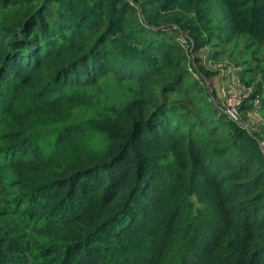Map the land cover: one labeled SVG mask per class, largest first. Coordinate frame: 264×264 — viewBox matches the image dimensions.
<instances>
[{
  "label": "trees",
  "instance_id": "trees-1",
  "mask_svg": "<svg viewBox=\"0 0 264 264\" xmlns=\"http://www.w3.org/2000/svg\"><path fill=\"white\" fill-rule=\"evenodd\" d=\"M241 35L264 0H0V264H264V131L196 56Z\"/></svg>",
  "mask_w": 264,
  "mask_h": 264
},
{
  "label": "rangeland",
  "instance_id": "rangeland-1",
  "mask_svg": "<svg viewBox=\"0 0 264 264\" xmlns=\"http://www.w3.org/2000/svg\"><path fill=\"white\" fill-rule=\"evenodd\" d=\"M164 21L168 22L169 19H164ZM161 24L159 26L168 28L167 31L176 37L184 50L188 51L189 46L185 36L176 34L177 32L172 30L173 26L165 27L170 25L169 23ZM240 40L231 47H215L214 52L203 48L196 56L201 58V62L207 70L213 72L210 79L204 78V80L207 94L215 106L229 117L237 119L245 128L264 131V108L258 96L253 99L251 109L245 112L241 110L242 103L254 91L257 81L256 79L251 80L250 72L245 73L249 67L254 68L255 62L251 61L252 52L263 57L264 45L252 43L251 39L245 35H241ZM247 43H249L248 47L245 48ZM189 71H192L191 67ZM191 73L195 76L193 71ZM255 77L258 78V75ZM260 144L264 148V141Z\"/></svg>",
  "mask_w": 264,
  "mask_h": 264
}]
</instances>
